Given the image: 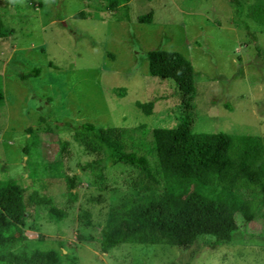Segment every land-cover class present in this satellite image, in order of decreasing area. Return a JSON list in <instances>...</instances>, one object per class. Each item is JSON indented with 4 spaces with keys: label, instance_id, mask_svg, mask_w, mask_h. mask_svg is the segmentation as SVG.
Segmentation results:
<instances>
[{
    "label": "rangeland",
    "instance_id": "374dc122",
    "mask_svg": "<svg viewBox=\"0 0 264 264\" xmlns=\"http://www.w3.org/2000/svg\"><path fill=\"white\" fill-rule=\"evenodd\" d=\"M233 23L228 0H0L7 36L0 39V183L37 191L66 215L59 224L36 208L23 227L29 247L55 264H264V203L254 191L237 216L235 238L214 248L202 237L181 249L168 244L121 243L100 251L110 208L141 187L136 169L107 164L97 176L94 157L70 127L127 129L150 143L152 131L186 119L198 133L259 135L264 149V30L245 17L263 0H241ZM83 10V17L73 15ZM152 12L150 22L137 17ZM176 51L195 72V93L184 111L180 92L147 70L148 50ZM38 75L26 76L33 68ZM153 101L149 112L140 106ZM67 142L59 152L58 140ZM65 175L74 176L69 204ZM101 195L102 201H95ZM84 209L91 224L78 216ZM252 219L242 225V216Z\"/></svg>",
    "mask_w": 264,
    "mask_h": 264
},
{
    "label": "trees",
    "instance_id": "16d2710c",
    "mask_svg": "<svg viewBox=\"0 0 264 264\" xmlns=\"http://www.w3.org/2000/svg\"><path fill=\"white\" fill-rule=\"evenodd\" d=\"M106 8L122 7V18L129 21V0H99ZM232 22L240 20L243 2L228 0ZM84 11L74 17H83ZM245 17L264 30V0L246 10ZM152 12L137 17L150 22ZM7 36L0 14V39ZM147 70L152 76L171 80L180 92L185 112L195 93V72L182 54L169 50H148ZM40 68L26 76L38 75ZM153 101L144 103L149 112ZM72 136L90 153L98 164L97 176L109 165H126L138 171L141 187L136 195H123L109 210L106 225L101 229L100 251L121 243L168 244L185 249L198 238L209 247L232 241L238 229L237 216L246 197L258 191L264 198V149L259 135L198 133L192 131L186 119L172 127L152 131L150 143L134 141L127 129L119 126H96L91 122L70 127ZM64 156L67 142L58 140ZM68 203L77 198L74 176L65 175ZM25 187L0 183V264H55L29 247L23 233L26 219L36 208H46L47 218L59 224L66 210L56 209L43 194ZM95 201H102L101 195ZM261 203H264L262 199ZM79 220L90 225L92 214L84 209ZM252 217L242 216V225Z\"/></svg>",
    "mask_w": 264,
    "mask_h": 264
}]
</instances>
